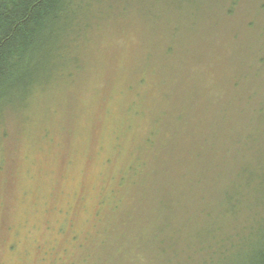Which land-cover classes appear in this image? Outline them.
Returning <instances> with one entry per match:
<instances>
[{"label":"rangeland","instance_id":"obj_1","mask_svg":"<svg viewBox=\"0 0 264 264\" xmlns=\"http://www.w3.org/2000/svg\"><path fill=\"white\" fill-rule=\"evenodd\" d=\"M186 1L201 11L212 5L222 20L218 28L187 31L200 40L206 36V46L192 52L197 61L189 71L202 99L206 89L225 90L240 80L231 57L241 48L253 55L242 37L263 34L259 41L264 40V0H242L230 20L221 14L227 0ZM115 2L114 15L100 17L98 43L87 47L78 79L58 85L46 111L37 101L24 124L22 112L0 109V264H253L264 237V121L253 118L256 132L248 142L252 147L255 138L256 149L187 152L200 168L197 178L173 180L169 170L158 169V178L131 184L141 162L150 165L158 156L159 168L171 169L179 149L159 153L144 147L150 129L161 127L168 98L152 70L142 67V41L149 32L128 18L134 1ZM188 8L174 16L195 23L188 21ZM183 83L178 90L189 91L188 81ZM183 111L175 104L173 113ZM211 128L203 127L214 134ZM181 137L186 144L189 134ZM233 141L223 145L230 148ZM142 219L154 220L145 248L136 242ZM120 228L123 241L110 235Z\"/></svg>","mask_w":264,"mask_h":264},{"label":"trees","instance_id":"obj_2","mask_svg":"<svg viewBox=\"0 0 264 264\" xmlns=\"http://www.w3.org/2000/svg\"><path fill=\"white\" fill-rule=\"evenodd\" d=\"M132 1L134 7L129 20H138L140 25L144 24V31L149 32L142 41L141 49L145 53L142 55V67L152 70L155 84L161 89L162 96L168 98L165 113L161 114L163 121H159L161 127L157 132L150 129L144 147L153 146L152 149L156 152L159 150V153L168 149L179 151L173 155L171 169L159 168L162 159L158 156L150 165L146 164L149 160L141 162V169L133 176L131 184H144L148 178H158L161 176L158 169L169 170V177L173 180L190 181L199 177L200 168L193 167L187 156V152L194 153L195 149H256L260 144L255 138L252 147L248 140L252 136L251 131L256 132L253 122L256 114L264 121V40L259 41V35L263 34L242 37L243 44L250 48L248 52H253L254 56L242 52V48L233 53L231 58L238 67L236 70L240 80L225 90H222V86L206 89L207 94L202 100L195 91L189 71L197 61L192 52L198 46H206V43H202L206 36L200 40L195 38L193 32L187 31H198L197 28L200 31L206 26L218 28L222 24L220 15H213L212 5L204 6L203 9L208 13L191 9L197 3L191 2L188 6L186 0ZM241 3L242 0H227L221 14L228 20L233 19ZM115 4H118L115 0H0V109L7 108L6 114L22 112L20 116L24 117V124L28 122V114L37 101L41 109L46 111L48 98L52 93L57 94L58 85H69L78 79L86 63L87 47L98 43L94 38L104 23L100 17L114 15L119 7ZM186 7H189L188 21L193 18L195 23L191 20L188 23L185 16L184 19H179L180 15L174 16V12ZM157 24L161 25L162 31L156 28ZM252 25L249 21L248 26L251 28ZM235 33L242 36L240 31ZM132 72L130 76L134 75ZM187 73L189 78L184 77ZM181 76L185 86L188 81L185 88L189 91L178 90L184 84ZM141 81H147L146 77ZM195 82L202 84L204 79H196ZM231 91L233 95L229 94ZM181 100L183 102L178 103ZM197 100L201 102L196 103ZM212 103H215L213 107ZM175 104L184 110L183 115L173 113ZM137 114L140 116L141 112ZM157 116L156 110L154 120ZM204 126H211L214 134L203 129ZM219 129L225 133H218ZM185 133L189 134V139L185 141L186 144H182L181 136ZM160 136L165 137L159 141ZM232 138V146L225 147L223 140ZM143 164H146L144 173ZM153 221L147 223L143 220V227L138 231L136 242L142 248ZM110 235L117 236L120 241L126 239L121 228L119 234L116 231ZM257 246L253 264H264V237ZM113 256L117 255H109L108 258Z\"/></svg>","mask_w":264,"mask_h":264}]
</instances>
